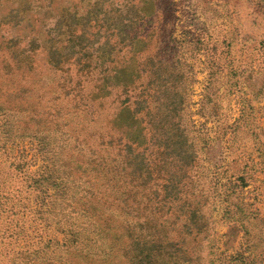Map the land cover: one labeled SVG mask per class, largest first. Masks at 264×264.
I'll return each mask as SVG.
<instances>
[{
	"label": "rangeland",
	"instance_id": "obj_1",
	"mask_svg": "<svg viewBox=\"0 0 264 264\" xmlns=\"http://www.w3.org/2000/svg\"><path fill=\"white\" fill-rule=\"evenodd\" d=\"M141 253L264 264V0H0V264Z\"/></svg>",
	"mask_w": 264,
	"mask_h": 264
},
{
	"label": "trees",
	"instance_id": "obj_2",
	"mask_svg": "<svg viewBox=\"0 0 264 264\" xmlns=\"http://www.w3.org/2000/svg\"><path fill=\"white\" fill-rule=\"evenodd\" d=\"M154 240H155V236H154ZM144 241H145V243H144V245H146V244H148V243H152L153 242V240H148L147 239V237H145V239H144ZM155 242V244H154V246H156L157 244H156V241H154ZM143 245V246H144ZM125 256H127V253L126 252H124L123 253ZM137 259L139 260L138 261V264H147V262L149 261V259H150V256H149V254H139V255H137ZM146 260H148V261H146Z\"/></svg>",
	"mask_w": 264,
	"mask_h": 264
}]
</instances>
